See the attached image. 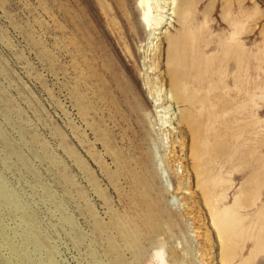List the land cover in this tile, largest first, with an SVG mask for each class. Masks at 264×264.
Here are the masks:
<instances>
[{
  "label": "rangeland",
  "instance_id": "1",
  "mask_svg": "<svg viewBox=\"0 0 264 264\" xmlns=\"http://www.w3.org/2000/svg\"><path fill=\"white\" fill-rule=\"evenodd\" d=\"M166 1L0 0V173L39 201L1 183L0 235L31 264H264V0Z\"/></svg>",
  "mask_w": 264,
  "mask_h": 264
},
{
  "label": "bare ground",
  "instance_id": "2",
  "mask_svg": "<svg viewBox=\"0 0 264 264\" xmlns=\"http://www.w3.org/2000/svg\"><path fill=\"white\" fill-rule=\"evenodd\" d=\"M140 6L144 10V15L145 19L147 21V25L150 26L151 24V19H154V17H151V7L152 3L156 2L157 6L160 7V3H164L166 0H138ZM176 0H172V4L175 3ZM167 2V1H166ZM174 9V8H173ZM153 12V11H152ZM173 13V11H172ZM171 13V14H172ZM169 14V13H168ZM158 21V20H157ZM171 17L166 16L164 19V23L159 26V30L163 31V28L166 26H169L171 24ZM160 25V24H159ZM162 32H157L154 33L160 34ZM173 120L170 121V123ZM1 134V133H0ZM1 155V154H0ZM1 160V159H0ZM2 162V161H1ZM12 177V176H11ZM8 179V177H4L0 173V184L2 183V187L5 192V196L9 199L10 203L15 205L17 209L19 210L20 214L22 217L26 220L28 224L35 225L36 220H35V214H37L39 210V201L33 197L31 193H29L24 186H11L8 182H5ZM12 180V179H11ZM14 184V183H13ZM20 185V184H19ZM1 201V200H0ZM5 202V201H4ZM7 202V201H6ZM10 204V205H11ZM6 205V204H5ZM215 206V205H214ZM217 206V205H216ZM217 208V207H216ZM215 207L211 208V214H212V222L218 229L220 233V238L222 237L221 233V226L224 224H234L239 221V213L232 209L231 207H225L222 209H216ZM12 211V210H11ZM40 212V211H39ZM42 213V212H41ZM19 214V213H18ZM48 215V214H47ZM38 216V215H37ZM218 216H221L222 218L220 221L218 220ZM44 218V217H43ZM234 218V219H233ZM39 219V218H38ZM37 219V220H38ZM47 219V218H45ZM41 220V219H40ZM7 227L11 226V222L9 220H5ZM1 222V219H0ZM15 223V222H14ZM40 223V222H39ZM42 223V220H41ZM44 223V222H43ZM48 222L46 221V224ZM40 225V224H39ZM49 225V224H48ZM47 225V226H48ZM18 226V225H17ZM21 227V224L19 225ZM42 226V225H40ZM226 227V225H224ZM228 226V225H227ZM49 227V226H48ZM230 227V225H229ZM27 228V227H26ZM38 228V227H37ZM36 228V229H37ZM67 228V227H66ZM227 228V227H226ZM30 229V228H29ZM41 230V228L39 227ZM46 229V228H45ZM49 229V228H48ZM34 230V229H33ZM43 230V229H42ZM47 230V229H46ZM37 231V230H36ZM39 231V230H38ZM37 231V232H38ZM44 231V230H43ZM47 234H50L49 232ZM40 235V234H39ZM41 236V235H40ZM223 238V237H222ZM20 242V241H19ZM16 239H14L8 231H5L4 235H0V248L3 250L5 256H6V262L0 264H31L30 263V258L28 257V254L21 249V244L19 243ZM50 246V245H49ZM32 247V246H29ZM36 253V252H35ZM165 252H159L156 256V264H169ZM35 256V255H34ZM52 256V255H51ZM43 258V257H41ZM51 258V257H50ZM47 259V258H46ZM42 261V260H41ZM223 264H227L226 260H223Z\"/></svg>",
  "mask_w": 264,
  "mask_h": 264
}]
</instances>
